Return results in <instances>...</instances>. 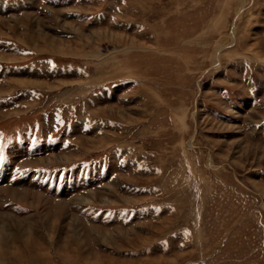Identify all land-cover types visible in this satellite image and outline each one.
I'll return each instance as SVG.
<instances>
[{"label": "rangeland", "instance_id": "obj_1", "mask_svg": "<svg viewBox=\"0 0 264 264\" xmlns=\"http://www.w3.org/2000/svg\"><path fill=\"white\" fill-rule=\"evenodd\" d=\"M0 264H264V0H0Z\"/></svg>", "mask_w": 264, "mask_h": 264}]
</instances>
